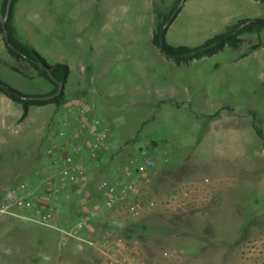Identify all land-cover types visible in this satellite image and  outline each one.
<instances>
[{"label": "rangeland", "instance_id": "1", "mask_svg": "<svg viewBox=\"0 0 264 264\" xmlns=\"http://www.w3.org/2000/svg\"><path fill=\"white\" fill-rule=\"evenodd\" d=\"M178 2L165 24L174 48L200 47L241 21H264V0H19L14 31L48 64L69 66L66 99L99 111L95 121L115 161L124 167L143 149L163 169L146 193L158 207L123 218L138 226L146 264H264V27L246 34L237 50L227 39L212 56L178 61L153 42ZM0 60L3 83L28 96L49 93L29 63L10 55L1 33ZM3 98L0 205L9 188L34 182L33 172L51 164L48 151L84 157L58 137L65 109L32 107L20 122L22 107L13 103L9 112ZM112 179H91L93 201L96 187ZM203 180L206 193L186 209L166 206L174 190ZM83 195L70 190L63 224L75 221ZM91 256L51 230L0 216V264H88Z\"/></svg>", "mask_w": 264, "mask_h": 264}, {"label": "built area", "instance_id": "2", "mask_svg": "<svg viewBox=\"0 0 264 264\" xmlns=\"http://www.w3.org/2000/svg\"><path fill=\"white\" fill-rule=\"evenodd\" d=\"M76 112L78 130L60 131L58 137L69 138L73 146L80 134L87 133L95 141L90 144L87 156L70 153L59 156L48 151L51 164L33 172L34 182H22L9 188L2 198L0 216L35 224L55 232L63 245L74 243L80 251L92 252L88 264H146L135 240L122 233L123 218H137L150 214L158 203L146 195L148 189L160 180L157 164L148 153L139 149L125 164L121 174L111 183L96 187L97 197L92 200L89 192V168L114 155L106 143V135L99 131L98 123H90L83 103L72 105ZM67 127L68 124H62ZM76 155L81 153L74 147ZM208 180L194 182L174 190L166 202L167 207L186 209L194 199L203 195ZM70 190L84 193L75 210L76 219L63 224L65 202ZM102 219L100 225L96 221ZM173 257V254L169 255Z\"/></svg>", "mask_w": 264, "mask_h": 264}, {"label": "trees", "instance_id": "3", "mask_svg": "<svg viewBox=\"0 0 264 264\" xmlns=\"http://www.w3.org/2000/svg\"><path fill=\"white\" fill-rule=\"evenodd\" d=\"M19 2V0H13L10 17L6 23V29H4L2 25V21H0V33L5 35V31L9 34L10 45L7 44L5 39V45L9 50L10 55L16 60H22L29 63L34 70L37 72L38 78L42 79L46 83L50 85L49 93L45 95H36V96H28L20 93L19 91L13 89L7 84L3 83L0 80V93L10 99L13 103L18 104L22 107L23 112L20 118V122H24L30 115V111L32 107H44L47 105H54L57 108H61L65 104H67V99L64 93L59 97H56L50 101H34V100H22V97H38V96H50L55 95L59 91V87L63 84L65 87L68 84V79L70 76V68L68 65L64 64H55L50 65L46 62V60L36 51V49L28 44L23 43L19 40V38L15 35V31L13 28V15H14V7ZM180 2V1H179ZM174 9V12L170 15V17L164 21L163 23H159L157 25V29L153 34V42L158 45L162 49V51L168 55L177 57L178 61H186L191 59H200L203 57H209L217 53L221 50V48L225 45L226 42L222 41V39L231 35L229 38V42H232V47L234 49H239L243 44L242 39L240 37L246 33H249L257 28H263L264 25H252L247 24L249 21H241L238 22L234 27L229 29L227 32L217 35L214 38L208 40L204 45L196 48H187V47H179L174 48L169 46L165 41V35L167 32V28L163 34L161 31L165 24L169 22L172 24L173 20L177 16V8ZM8 0H4L1 9V15L4 18L6 13ZM169 24V25H170ZM258 45L252 46L251 49H257ZM1 62V60H0ZM14 71L20 72L17 68L11 67ZM21 73V72H20ZM22 74V73H21ZM257 135L263 139V135L261 130L255 129ZM90 192V191H89ZM73 210H76L74 208ZM144 228V227H143ZM138 230V226L136 224H129L124 226L123 235L130 240H135V232Z\"/></svg>", "mask_w": 264, "mask_h": 264}, {"label": "crops", "instance_id": "4", "mask_svg": "<svg viewBox=\"0 0 264 264\" xmlns=\"http://www.w3.org/2000/svg\"><path fill=\"white\" fill-rule=\"evenodd\" d=\"M16 20H14V15H13V28L16 30V31H19L18 28H17V25L15 23ZM257 32L258 30H253L249 33H252V32ZM248 34V33H246ZM242 35L240 37V39L243 40V37L246 35ZM3 40V39H2ZM255 45H258L257 49L260 47V44H255ZM255 45H252V46H255ZM242 46V45H241ZM251 46V47H252ZM255 49V50H257ZM255 50H252L251 51H255ZM175 59V58H173ZM30 65V64H29ZM31 69H34L31 65H30ZM31 76L32 77H38L37 76V72L34 70L32 73H31ZM67 86V85H66ZM65 90H66V87H65ZM47 92V91H46ZM44 93V94H47V93ZM6 97V96H5ZM3 101H4V108L6 107V109L11 112L13 110V102L8 99L7 97L6 98H3ZM67 104H65L64 106H62L60 109H65L64 111V120L67 122H64L66 124H68L67 127H63L68 133L73 131V130H78V125L75 124V121L73 120L72 116L70 114L71 113V110L72 109V104L71 102L67 99ZM164 104L166 103V101H161L160 104ZM158 105V104H157ZM6 110H3L2 111V118H3V122L6 121V118L9 116V112H5ZM98 113L99 111L95 108V107H90V106H86V115H87V118H88V121L90 123H93L95 120L98 119ZM61 129V128H60ZM59 129V130H60ZM59 132V131H58ZM57 135V133H56ZM91 136H89L87 133H83V134H80L79 135V138L76 142H74L72 148L74 147H78L80 150H81V153L82 155L84 156H87L88 155V152H89V147H90V144L92 143L91 142ZM113 150V149H112ZM113 158V159H112ZM113 160V161H112ZM116 158L110 155H107L104 160L100 161V162H97V163H94L90 168H89V179H92V180H108L109 178H113L112 180H115L122 172L123 168L119 163V161H115ZM112 168H115L116 172L115 173H112ZM104 169V171L100 174L98 171ZM159 171H162L163 169H160L158 168ZM99 173V175H98ZM115 175V176H114ZM112 176V177H111ZM114 176V177H113ZM92 182V181H91Z\"/></svg>", "mask_w": 264, "mask_h": 264}, {"label": "water", "instance_id": "5", "mask_svg": "<svg viewBox=\"0 0 264 264\" xmlns=\"http://www.w3.org/2000/svg\"><path fill=\"white\" fill-rule=\"evenodd\" d=\"M12 2H13V0H8V3H7L6 13H5V16H4L3 21H2V25H3L4 29H6V23H7L8 19H9V17H10ZM247 24L264 25V21H249ZM168 25H169V23H167V26ZM167 26H165L162 29L161 34L164 33V31L166 30ZM230 36L231 35L225 36L222 39V41H226L227 39L230 38ZM5 39H6L7 44L10 45L9 34H8L7 31H5ZM168 56H170L171 58H175V59L177 58V57L171 56V55H168ZM64 90H65V86L63 84H61L60 87H59V91L55 95L38 96V97H22L21 99L22 100H25V101H28V100H34V101H50V100L55 99L56 97H59L61 94H63L64 93Z\"/></svg>", "mask_w": 264, "mask_h": 264}]
</instances>
